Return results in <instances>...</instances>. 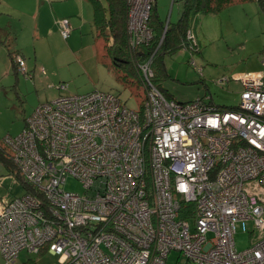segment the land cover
<instances>
[{
  "label": "built area",
  "instance_id": "built-area-1",
  "mask_svg": "<svg viewBox=\"0 0 264 264\" xmlns=\"http://www.w3.org/2000/svg\"><path fill=\"white\" fill-rule=\"evenodd\" d=\"M126 1L128 47L149 43L154 0ZM58 23L67 37L68 19ZM186 40L195 49L192 30ZM14 58L30 76L23 57ZM151 62L137 64L141 111L101 90L64 95L34 108L18 135L4 136L37 192L0 198L6 264L21 250L42 249L63 264H168L171 251L173 264H264V237L235 245L238 229L264 225V205L244 189L252 180L264 187V67L232 75L242 90L238 108L228 110L166 98ZM70 176L83 193L63 188Z\"/></svg>",
  "mask_w": 264,
  "mask_h": 264
},
{
  "label": "rangeland",
  "instance_id": "rangeland-1",
  "mask_svg": "<svg viewBox=\"0 0 264 264\" xmlns=\"http://www.w3.org/2000/svg\"><path fill=\"white\" fill-rule=\"evenodd\" d=\"M44 2L49 6L48 0ZM84 16L79 13L66 16L72 24L71 33L63 37L55 20L57 14L46 15L40 11L36 28L30 21L6 17L19 34L15 47L24 57L32 77L19 73L5 78L0 73V146L3 138L18 135L25 119L40 103L59 96L85 94L101 90L117 95L122 104L138 109L139 90L124 81L122 72L116 71L106 54L105 41L97 37L92 24V5L85 1ZM255 2L233 3L217 14L201 15L193 32L198 48L184 47L178 52L156 55L153 68L164 89L178 102L203 99L218 106H234L240 101L242 85L232 75L263 69L264 8ZM162 21L175 22L182 10L180 0H154ZM65 10L64 7H59ZM16 15V14H15ZM19 54V53H17ZM193 62V63H192ZM136 83L134 76H130ZM220 81V79H222ZM7 149V148H6ZM63 188L83 193L81 185L68 177ZM244 189L257 196L264 205V187L256 180L247 181ZM23 194V187L0 163V198L10 200ZM264 219V214H263ZM248 232L239 229L235 245L243 250L264 237V225L260 230L248 224ZM211 233L207 237H211ZM177 251L168 255V264L177 259ZM63 264L61 256L50 251L42 254L21 250L10 264ZM0 264H6L0 254Z\"/></svg>",
  "mask_w": 264,
  "mask_h": 264
},
{
  "label": "trees",
  "instance_id": "trees-1",
  "mask_svg": "<svg viewBox=\"0 0 264 264\" xmlns=\"http://www.w3.org/2000/svg\"><path fill=\"white\" fill-rule=\"evenodd\" d=\"M88 1L92 5V22L96 35L105 41L104 49L106 54L111 59L112 67L116 71L122 72V75L120 74V76L124 78V81L132 84V86L139 89L141 85V93L140 89L133 91L135 95H139L141 97L139 108L137 109L141 111L143 106L144 91L140 81L137 64L152 56L151 67L154 73V84L166 98L174 99L165 91L153 68L156 55L160 51L162 53H176L180 49L184 47L186 48L188 43L186 40L187 31H193V27L197 24L199 16L217 14L222 9L233 3L250 0H180L182 2V10L176 22L162 21L156 11L155 5H153L148 18V25L152 30L153 38L149 43L140 44L134 48H129L127 43V1ZM256 1L259 5H261V8H263L264 0ZM195 48H198V43ZM130 76H134L136 83H134ZM218 107L221 109L235 110L238 108V104L234 106ZM0 163H2L8 173L14 177L15 181L20 183L21 187H23V193H37L34 187L30 185L21 175L11 158L9 151L1 146ZM44 252H46V250L42 249L38 254H42ZM30 262L32 261H28L23 264H30Z\"/></svg>",
  "mask_w": 264,
  "mask_h": 264
},
{
  "label": "crops",
  "instance_id": "crops-1",
  "mask_svg": "<svg viewBox=\"0 0 264 264\" xmlns=\"http://www.w3.org/2000/svg\"><path fill=\"white\" fill-rule=\"evenodd\" d=\"M85 1L89 2L88 0H48L49 3L48 6L44 2V0H0V73L1 75L4 76L5 78H8L9 75H11V77L14 75L17 80L18 74L22 73L18 70L14 58L17 53H19V56L23 57V55L18 50L15 49V47L18 46L19 44L20 37L19 34L14 31V27L11 24V21L7 20L8 23L6 25L5 22L6 17H14V18L17 17V20H20L21 22L23 20H25L26 22L30 21L31 23H34L36 28L38 29L37 22L42 14V12L40 14V11L44 12L43 8H45L46 15L48 14V16H50L52 14H57L58 16H61V18L68 19V22L72 26L70 19L66 16L79 13L82 15L81 17H83L86 11ZM245 2H255L257 3L256 5H259L256 0H250ZM60 6L64 7L65 10L60 9L59 8ZM92 17H93V11H92ZM59 19L55 20V24L58 25V27H59V23H58ZM70 33H71V29H70ZM262 51L263 49L261 50V52ZM25 77L27 78L26 75ZM28 77H32V76L30 75ZM165 91L168 93L166 89Z\"/></svg>",
  "mask_w": 264,
  "mask_h": 264
}]
</instances>
